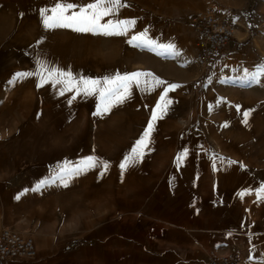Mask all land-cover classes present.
I'll list each match as a JSON object with an SVG mask.
<instances>
[{"label": "rangeland", "instance_id": "374dc122", "mask_svg": "<svg viewBox=\"0 0 264 264\" xmlns=\"http://www.w3.org/2000/svg\"><path fill=\"white\" fill-rule=\"evenodd\" d=\"M57 2L79 11L95 0H0V226L34 236L37 254L28 260L206 264L210 248L241 251V243L260 242L264 75L251 74L264 65V0H121L125 6L101 23L135 20L126 35L46 29L39 10ZM206 6L231 17L236 31L200 73L188 22ZM141 32L156 46L129 43ZM159 44L175 48L165 53ZM39 62L71 72V83L14 79L36 73ZM137 71L153 74L151 87L140 77L107 112L100 89L113 86L101 83L91 94L76 86L81 77L103 82ZM153 77L166 83L155 86ZM169 84L178 87L157 110L143 156L122 170ZM87 157L97 165L64 186L60 166L75 168Z\"/></svg>", "mask_w": 264, "mask_h": 264}, {"label": "snow or ice", "instance_id": "6c2138e0", "mask_svg": "<svg viewBox=\"0 0 264 264\" xmlns=\"http://www.w3.org/2000/svg\"><path fill=\"white\" fill-rule=\"evenodd\" d=\"M121 0H95L93 3H89L83 7H79V11H70L76 9L78 6L73 3L57 2L52 8H43L39 10V14L42 17V24L46 29H55V28H71L77 32H92L94 34H104V35H126L131 26H134L135 20H117L115 22L109 20L105 23H101V20L112 14L116 9L122 7ZM50 13V14H49ZM137 42V46H156L155 41L146 39V32H141L138 35L132 36L129 43ZM159 48L163 49L165 53L173 50L175 46L173 44H159ZM47 72L48 75L45 77L44 72ZM258 74L264 75V65L258 66L257 73H252V79L256 80ZM32 75H39L41 78V85L52 77H67V79H55L53 83L59 84H70L72 81V73L65 72L56 68H49L45 63L39 62V69L36 73L27 72V73H16L14 79H22ZM145 77L143 81L146 88L151 87L147 77H152V73L144 72H132L124 73L121 75L117 73L112 77H104L103 82L100 80H92L81 77L77 81L76 86L83 85L81 90L86 93L91 94L97 90V87L103 83L104 85H109L113 87H105L100 89V96L102 99L108 98V102L103 107V111L107 112L110 107L111 99H115L117 102H123L125 98L130 93L131 85L135 83L137 86L141 84L140 77ZM155 86L165 84L166 82L160 80L159 78L153 77ZM38 85V86H41ZM178 85L169 84L163 91V94L160 97V100L163 101V104H157L156 109L152 112L151 121L148 123L147 129L145 130L143 136L136 141L135 146L132 148L131 152L124 157L123 162L120 163V168L126 169L130 164L136 162L139 157L143 156V149L147 147L149 142V137L151 131L153 130V122L158 118L157 110L163 112L169 103L170 100H167V93L169 90H173ZM61 95H63V90H61ZM71 102V101H69ZM239 111V106H237ZM99 111V109H98ZM250 115L249 112H243L244 122L247 123V117ZM186 154V153H185ZM182 158L178 157L180 160ZM97 160L94 157H87L86 160L81 162V165L76 166L75 168H70L67 163L60 166L58 176L62 179L64 186L68 184V178L73 175H78L84 170V168H91L97 165ZM235 163V162H233ZM108 165L105 163L104 168L107 169ZM49 181L44 180L38 183L33 191H37L42 188ZM245 193H241L244 195ZM260 199H264V187H262L258 193ZM20 197L17 196L16 199Z\"/></svg>", "mask_w": 264, "mask_h": 264}, {"label": "built area", "instance_id": "2783aa9c", "mask_svg": "<svg viewBox=\"0 0 264 264\" xmlns=\"http://www.w3.org/2000/svg\"><path fill=\"white\" fill-rule=\"evenodd\" d=\"M188 25L196 47L194 64L200 73H204L215 53L223 50L234 37L235 22L215 8L206 6L191 14ZM36 254V245L31 236L9 226H0V264H11L19 258H34ZM206 264H241V254L236 249L220 252L210 248L206 252Z\"/></svg>", "mask_w": 264, "mask_h": 264}, {"label": "crops", "instance_id": "0c3cea01", "mask_svg": "<svg viewBox=\"0 0 264 264\" xmlns=\"http://www.w3.org/2000/svg\"><path fill=\"white\" fill-rule=\"evenodd\" d=\"M217 51L215 54H218ZM225 60V59H224ZM223 59L218 62L220 65ZM25 220L22 218L20 222H24ZM34 240V236H32ZM35 241V240H34ZM245 248L241 250V264H264V236L260 238V242L252 241L250 244H243ZM248 247V249H247ZM11 264H34L32 261L28 259H15Z\"/></svg>", "mask_w": 264, "mask_h": 264}]
</instances>
